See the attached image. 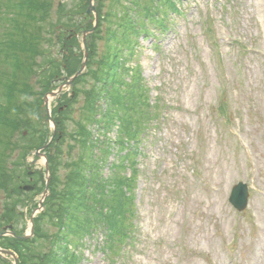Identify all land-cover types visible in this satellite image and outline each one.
I'll return each mask as SVG.
<instances>
[{"label":"rangeland","instance_id":"rangeland-1","mask_svg":"<svg viewBox=\"0 0 264 264\" xmlns=\"http://www.w3.org/2000/svg\"><path fill=\"white\" fill-rule=\"evenodd\" d=\"M54 1L73 6L77 0ZM93 2L96 29L100 16L98 1ZM120 3L133 22H140L134 53L133 46L120 51L104 38L95 39V47L109 58L119 54L126 69L138 66L150 103L159 104L160 121L150 139L134 149L137 234L112 264H264V0H161L159 15L174 11L162 19L153 11L142 20L134 7L138 3L143 9L148 0ZM99 30L103 36L104 26ZM81 102L79 97L65 121L67 131ZM68 144L69 139L63 158ZM36 156H27L32 177L24 185L39 191L36 173L44 172L45 160ZM115 162L116 156L109 157L103 176ZM238 182L249 187L241 214L227 202ZM40 194L27 193L17 209L24 215L18 227L24 236ZM4 203L2 194L0 216ZM101 243V237L85 240L77 264H110Z\"/></svg>","mask_w":264,"mask_h":264},{"label":"trees","instance_id":"trees-1","mask_svg":"<svg viewBox=\"0 0 264 264\" xmlns=\"http://www.w3.org/2000/svg\"><path fill=\"white\" fill-rule=\"evenodd\" d=\"M97 1L100 18L88 44L87 70L74 81L73 98L69 95L57 102L51 113L57 135L45 150L49 196L44 211L34 219V237L27 241L0 238V248L13 252L19 264H59L67 256L72 260L65 258L62 264L80 263L85 240L97 237L102 238L104 257L114 260L137 234L138 154L134 149L150 139L160 121V108L156 101L150 103L138 66L126 69L119 64V54L109 58L95 47V39L104 38L113 40L120 51L133 46L134 53L139 20L130 19L120 0H109L106 11L105 0ZM88 2L77 0L72 6L55 5L54 0H0V195L5 196L0 233L12 226L11 232L22 235L23 227H18L24 215L17 209L27 195L20 190L27 183L26 159L51 136L43 98L59 86L62 77H71L80 68L82 52L75 35L91 29L85 14ZM158 2L148 0L143 9L136 3L135 14L141 20L152 17L153 11L159 15ZM103 26V36L98 35ZM23 94L32 100L21 102ZM79 97L82 102L74 127L67 131L65 121L75 112ZM59 107L64 109L58 113ZM31 110L39 113L38 120L29 118ZM113 132L115 137L110 138ZM67 139L70 144L63 158ZM115 156L117 162L103 176L109 157ZM42 174L36 173L42 185L39 191L34 188L35 193L44 189ZM46 227L54 232L48 233ZM0 264H11V260L0 255Z\"/></svg>","mask_w":264,"mask_h":264},{"label":"water","instance_id":"water-1","mask_svg":"<svg viewBox=\"0 0 264 264\" xmlns=\"http://www.w3.org/2000/svg\"><path fill=\"white\" fill-rule=\"evenodd\" d=\"M89 2H90V4H89V7H88V9H87V15H90L91 14V12H95V10H94V6H95V4L93 3V5H92V2H93V0H89ZM95 25H96V21H95ZM92 31H90V32H86V33H84L83 34V50H84V55H83V61H82V64H81V66H80V69L75 73V75L72 77V78H70V79H68V78H64L63 79V81L65 82V86H71L72 85V82L74 81V79H76L77 77H79L83 72H84V70H85V68H86V60H87V56H88V50H87V46H86V42H85V36L87 35V34H89V33H91ZM62 88H63V86H61L58 90H57V92L56 93H50L49 94V97H51V98H54V97H56V95H58V94H60V92H61V90H62ZM44 105H45V107L47 108V106H48V98L46 97L45 99H44ZM47 114H49V112L47 111ZM52 125H53V128L55 129V125L52 123ZM54 136H55V132H53V134H52V137H51V140H50V142H49V144L53 141V139H54ZM47 147V146H46ZM42 149H45V147L44 148H42ZM36 154H38V152L36 153ZM46 172H48V169H47V167H46ZM49 182V176L47 175L46 176V189H45V192H44V194H43V196H42V199H41V201L39 202V207L41 208V206H42V201L46 198V196H47V191H48V183ZM25 191H29L31 188L30 187H26V188H23ZM246 202H247V189H246V187L245 186H243V185H238V186H235L233 189H232V191H231V195H230V198H229V203L237 210V211H239V212H241V211H243L245 208H246ZM39 210H41V209H39ZM38 210V211H39ZM33 217H34V215L30 218V225H31V229H30V235H32V233H33V227H32V224H33V222H32V219H33ZM21 240H26V239H28V237L26 236V237H23V238H20ZM2 251H0V253H1ZM8 255H10V256H12V258H13V260H14V263L16 264V258L14 257V255H12V254H10V253H8V252H6Z\"/></svg>","mask_w":264,"mask_h":264},{"label":"clouds","instance_id":"clouds-1","mask_svg":"<svg viewBox=\"0 0 264 264\" xmlns=\"http://www.w3.org/2000/svg\"><path fill=\"white\" fill-rule=\"evenodd\" d=\"M19 100L21 102H24V101L30 102L32 100V98L30 96H28L27 94H23V95L19 96ZM13 114H15V109H13ZM28 116L30 119H32L34 121L39 119V113L34 111V110L29 111Z\"/></svg>","mask_w":264,"mask_h":264},{"label":"bare ground","instance_id":"bare-ground-1","mask_svg":"<svg viewBox=\"0 0 264 264\" xmlns=\"http://www.w3.org/2000/svg\"><path fill=\"white\" fill-rule=\"evenodd\" d=\"M169 12H170V9H169V10H168L166 13H164V14H166V15H167ZM166 15H165V16H162V15H157V16H158V17H160V18L162 19V18L166 17Z\"/></svg>","mask_w":264,"mask_h":264}]
</instances>
